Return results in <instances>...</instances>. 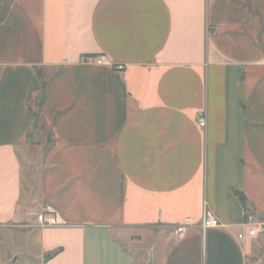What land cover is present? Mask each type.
I'll return each instance as SVG.
<instances>
[{
  "label": "crops",
  "instance_id": "0c3cea01",
  "mask_svg": "<svg viewBox=\"0 0 264 264\" xmlns=\"http://www.w3.org/2000/svg\"><path fill=\"white\" fill-rule=\"evenodd\" d=\"M246 213L264 0H0V264H264Z\"/></svg>",
  "mask_w": 264,
  "mask_h": 264
},
{
  "label": "built area",
  "instance_id": "2783aa9c",
  "mask_svg": "<svg viewBox=\"0 0 264 264\" xmlns=\"http://www.w3.org/2000/svg\"><path fill=\"white\" fill-rule=\"evenodd\" d=\"M97 63L108 62L105 56H100L96 59ZM198 123L201 127H206L207 119L204 114L198 115ZM38 221L41 226H57L61 224V219L55 211L45 210L38 215ZM222 223L216 217V215L210 210L206 209L204 216L199 224V227L206 229L208 227L220 226ZM195 222L191 217L186 218L182 223L176 226L175 232L178 236H182L188 227L194 226ZM243 226L246 227V231L239 234L240 239L246 237L257 238L260 234L264 233V222L258 220L253 214L246 213Z\"/></svg>",
  "mask_w": 264,
  "mask_h": 264
},
{
  "label": "rangeland",
  "instance_id": "374dc122",
  "mask_svg": "<svg viewBox=\"0 0 264 264\" xmlns=\"http://www.w3.org/2000/svg\"><path fill=\"white\" fill-rule=\"evenodd\" d=\"M41 124H42V122H41V121H40V122L38 121V124H37V125H38L39 128L41 127ZM41 133L43 134L42 131L40 132V134H41ZM50 138H51V137H49V138L46 137V138H44V139H46L47 142H48V141H50ZM38 139H39L38 142H40L41 136H39ZM37 160H39V158H38ZM33 187H34V189H36L35 186H33ZM31 191H33L34 195L37 196V194H38V193H37V192H38V189H36V190H31ZM32 210H34V206L32 207ZM43 211H44V210H41L40 213H42ZM40 213H37V215H39Z\"/></svg>",
  "mask_w": 264,
  "mask_h": 264
},
{
  "label": "trees",
  "instance_id": "16d2710c",
  "mask_svg": "<svg viewBox=\"0 0 264 264\" xmlns=\"http://www.w3.org/2000/svg\"><path fill=\"white\" fill-rule=\"evenodd\" d=\"M89 57H86V60H88ZM238 195L240 196V198L242 199V201H245V197L242 193H238Z\"/></svg>",
  "mask_w": 264,
  "mask_h": 264
}]
</instances>
